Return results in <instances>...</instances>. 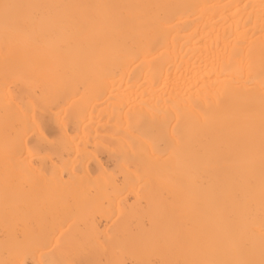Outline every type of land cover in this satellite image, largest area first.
<instances>
[{"label": "bare ground", "instance_id": "bare-ground-1", "mask_svg": "<svg viewBox=\"0 0 264 264\" xmlns=\"http://www.w3.org/2000/svg\"><path fill=\"white\" fill-rule=\"evenodd\" d=\"M0 264H264V0H0Z\"/></svg>", "mask_w": 264, "mask_h": 264}, {"label": "snow or ice", "instance_id": "snow-or-ice-1", "mask_svg": "<svg viewBox=\"0 0 264 264\" xmlns=\"http://www.w3.org/2000/svg\"><path fill=\"white\" fill-rule=\"evenodd\" d=\"M0 7H2L5 10H7L9 7H11V5H9L7 3H2V4H0Z\"/></svg>", "mask_w": 264, "mask_h": 264}]
</instances>
